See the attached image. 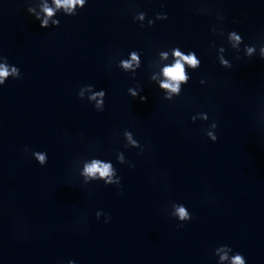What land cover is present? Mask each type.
Wrapping results in <instances>:
<instances>
[{"label": "water", "instance_id": "95a60500", "mask_svg": "<svg viewBox=\"0 0 264 264\" xmlns=\"http://www.w3.org/2000/svg\"><path fill=\"white\" fill-rule=\"evenodd\" d=\"M45 3L55 7L0 0V56L21 73L0 86V264H219L224 245L264 264V0H88L75 16L56 12L48 29L28 12L46 18ZM158 13L168 19L149 27ZM221 46L231 69L219 64ZM175 47L195 51L201 67L167 101L150 78H162L159 52ZM132 51L135 74L118 66ZM138 84L147 102L129 94ZM89 85L106 92L103 111L86 89L79 98ZM199 113L209 120L193 122ZM212 122L217 142L206 135ZM126 130L142 152L126 147ZM93 158L112 163L120 187L84 184ZM174 203L192 216L183 226Z\"/></svg>", "mask_w": 264, "mask_h": 264}, {"label": "clouds", "instance_id": "9594fccd", "mask_svg": "<svg viewBox=\"0 0 264 264\" xmlns=\"http://www.w3.org/2000/svg\"><path fill=\"white\" fill-rule=\"evenodd\" d=\"M88 0H52V4L55 7L50 6L48 3H45L42 7V12L45 14L44 19L41 20L39 15L34 14V9L28 8V12L33 15L36 20L40 22V26L44 29L49 28V19L53 17V15L63 9V13L67 16H75L77 15L78 10H82L85 8ZM203 11V9H202ZM146 19V14L141 12L138 13L135 17L136 21H139L141 27H143L144 21ZM168 16L165 13H158L155 17V20H148V26H154L156 20H167ZM218 19L221 21L224 19L222 15L218 16ZM52 24L59 27L60 21L58 19L52 20ZM213 33H217V29L215 27L212 28ZM220 36H224L223 30L218 33ZM228 43L231 48L236 52L241 50V45L244 44L243 38L237 32L232 31L227 35ZM211 47L215 48L216 45L213 43ZM244 52L248 58H252L257 55V47L255 45H245ZM224 47L218 48V56L217 59L219 64L225 69H231L232 64L229 60L225 58ZM259 56L261 59H264V43L259 46ZM171 57V59H170ZM159 58L162 61H168V63L163 64L160 69V79H158L157 74H153L151 76V81H156L159 89L164 92V99L167 101H173L175 97H179L182 93L183 87L187 85L191 79L188 74V70L191 69L193 72L197 71L201 67V61L198 58L195 51H189L185 54L184 51L180 49V47H175L167 51H160ZM118 66L127 73L135 74L138 69L141 67V58L140 53L138 51H132L129 54V58L121 59L119 61ZM187 72V74H186ZM20 79L21 73L19 68L14 65H10L7 62V58L0 56V86H4L6 81L9 79ZM135 78V76H133ZM200 83L203 85L206 83V80H201ZM84 89L89 91L91 95L88 97L89 102L95 101V108L97 111H103L105 104V96L106 92L104 90L94 91V87L89 85L82 87L79 91L78 95L80 99H84ZM137 89L142 91L141 86L138 84L136 88H130L128 90L129 94L133 98L139 97L142 103L147 102L146 96H140ZM197 119L207 122L209 117L205 113H199L196 116L192 117L193 122ZM218 128V124L216 122H212L209 125V128L206 130L207 137L212 142H217L218 137L215 134L216 129ZM124 138L127 141L126 147L132 148H140L141 152L143 149L141 145L136 139H133V134L130 131L124 132ZM27 152L28 149H25ZM32 155L38 161V163L43 167L48 163L47 153L44 152H33ZM118 162L121 164L128 163L124 159L123 153L117 154ZM130 167H134V165H129ZM81 176L84 177V184H89V180L101 181L99 178H107L103 179L105 185H115L120 187L121 179L117 176L116 170L113 168L111 162H105L98 158H93L88 162L84 163ZM173 212L171 213L173 218L178 219L181 223L179 226H183L184 223L190 221L192 219L191 214L187 210V208L182 204H172ZM97 219H99L102 215V212H97ZM111 217L108 216L105 222H110ZM231 252V257L228 253ZM215 255L219 257V264H224L225 261L228 264H246V260L244 256L240 253L233 254V250L229 246H220L215 250ZM73 264V262H70Z\"/></svg>", "mask_w": 264, "mask_h": 264}]
</instances>
